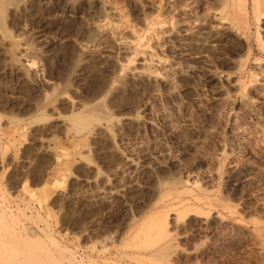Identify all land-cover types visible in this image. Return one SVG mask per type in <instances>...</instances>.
<instances>
[{"label":"rangeland","instance_id":"obj_1","mask_svg":"<svg viewBox=\"0 0 264 264\" xmlns=\"http://www.w3.org/2000/svg\"><path fill=\"white\" fill-rule=\"evenodd\" d=\"M0 225L4 264H264V0H0Z\"/></svg>","mask_w":264,"mask_h":264},{"label":"bare ground","instance_id":"obj_2","mask_svg":"<svg viewBox=\"0 0 264 264\" xmlns=\"http://www.w3.org/2000/svg\"><path fill=\"white\" fill-rule=\"evenodd\" d=\"M94 1H95V0H94ZM109 9H110V8H109ZM262 12H263V9H262ZM112 13H113V12H112ZM243 15H245V14H243ZM245 17H246V16H245ZM90 34H91V33H90ZM92 34H93V33H92ZM137 43H138V42H137ZM138 45H139V44H138ZM141 46H142V44L140 45V49H141ZM137 47H138V46H137ZM141 50L143 51V48H142ZM137 51H138V50H137ZM82 125L85 127L84 124H82ZM121 155H122V154H121ZM121 157H122V156H121ZM123 158H124V157H123ZM125 160H126V159H125ZM128 160H130V159H128ZM239 168H240V167H239ZM242 168H243V167H242ZM236 169H238V168H236ZM234 170H235V169H234ZM245 170H246V169H245ZM235 171H236V170H235ZM235 171H233V172H235ZM243 171H244V170H243ZM247 173H248V172H247ZM247 173H245V174L243 173L242 181H243V179H246V178H247V176H248ZM239 175H241V172H240ZM239 175H238V176H239ZM249 175H250V174H249ZM236 177H237V175H236ZM240 177H241V176H240ZM248 177H249V176H248ZM230 179H231V178H230ZM234 179H237V178H234ZM250 179H251V178H250ZM230 181H231V180H230ZM245 181H246V180H245ZM240 182H241V181H240ZM250 182H252V181H250ZM232 183H233V182H232ZM242 183H243V182H242ZM245 183H247V182H245ZM161 217H162V216H161ZM161 217L157 218L156 220H159V219L162 220ZM163 217H164V216H163ZM165 218L167 219V216H166ZM165 218H163V220H165ZM16 221H17V220H16ZM16 221H15V222H16ZM165 221H166V220H165ZM219 221H220V220H219ZM221 221H222V220H221ZM15 222H14V223H15ZM161 222H162V221H161ZM161 222L158 221L157 224H158V223H161ZM14 223H13V224H14ZM163 223L165 224L166 222H162L161 224H163ZM179 223H180V222H179ZM181 223H182V222H181ZM154 224H155V221H154ZM166 224H167V223H166ZM16 225H17V224H16ZM158 225H159V227H161V228L163 227V229L165 228L163 225H162V226H161L160 224H158ZM0 226H1V225H0ZM1 227H2V226H1ZM1 227H0V228H1ZM13 227H14V226H13ZM159 227H157V228H159ZM155 228H156V227H155ZM14 229H15V227H14ZM169 229H170V228H169ZM15 230H16V229H15ZM25 230H26V229H24V231H25ZM155 230H158V229H155ZM159 230H160V228H159ZM170 230H171V229H170ZM161 231H162V230H161ZM25 232H26V231H25ZM156 232H157V231H156ZM159 232H160V231H159ZM159 232H158V235L160 234ZM154 234H155V233H154ZM154 234H153V235H154ZM160 235H161V234H160ZM173 235H174V234H173ZM29 238H30V237H29ZM157 238H159V237H157ZM0 241H3L4 243H6L5 245H8V244H9V245H10V244L13 245V244H14L15 247L18 246L17 248H19V246H22L21 244H18V242H15V240L9 235V232L7 233L6 231L0 233ZM29 242H30V241H29ZM171 242H172V241H171ZM31 243H32V242H31ZM168 243H170V242H168ZM166 245H168V244H166ZM36 246H37V244H36ZM11 247H12V246H11ZM22 247L24 248V245H23ZM34 247H35V246H34ZM38 247H39V246H38ZM7 248H8V246H7V247H6V246H5V247H2V250L5 251ZM25 249H26V247H25ZM40 249H41V248H39V250H38L39 252H40ZM18 251H19V250H18ZM21 251L23 252V250H21ZM26 251H27V250H26ZM38 251H37V252H38ZM41 251H42V249H41ZM24 252H25V250H24ZM29 252H30V251L26 252L27 254L25 253V255L28 256V257H27V258H28V262H27V263H29V264H39V263H37V261L32 260L33 258L31 259V256L28 254ZM43 252H46V251H43ZM43 252H42V253L40 252V254H43V255H44L45 253H43ZM19 253H20V252H19ZM46 253H48V252H46ZM12 254H13V253H12ZM46 255H47V254H46ZM19 256L22 257L21 254H19ZM40 256H41V255H40ZM48 256L50 257L49 254H48ZM6 257H7V256H6ZM8 257H10V256H8ZM49 257H48V258H49ZM3 258H4V257H3ZM3 258H2V256H1V259H3ZM11 258H13V257H11ZM1 259H0V261H1ZM6 259H7V258H6ZM21 259H22V258H21ZM52 259H53V258H52ZM52 259H50V260H52ZM13 260H14V259H13ZM24 260H25V259H24ZM50 260L48 259V261H50ZM4 261H5V260L3 259V262H4ZM55 261H56V260H55ZM55 261H54L53 263H57V262H55ZM3 262L1 261L0 264H4ZM5 262H6V261H5ZM20 262H21V261H20ZM22 262H23V261H22ZM50 262H51V261H50ZM25 263H26V262H25ZM44 263H45V262H44ZM6 264H9V263H6ZM49 264H50V263H49ZM59 264H60V263H59Z\"/></svg>","mask_w":264,"mask_h":264}]
</instances>
